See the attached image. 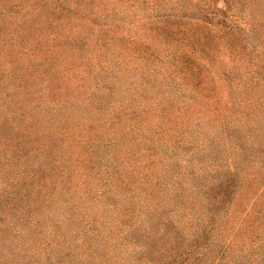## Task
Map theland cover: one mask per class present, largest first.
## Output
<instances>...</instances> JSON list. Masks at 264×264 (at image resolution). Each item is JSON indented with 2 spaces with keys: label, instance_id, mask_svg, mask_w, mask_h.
Returning <instances> with one entry per match:
<instances>
[{
  "label": "rangeland",
  "instance_id": "obj_1",
  "mask_svg": "<svg viewBox=\"0 0 264 264\" xmlns=\"http://www.w3.org/2000/svg\"><path fill=\"white\" fill-rule=\"evenodd\" d=\"M0 264H264V0H0Z\"/></svg>",
  "mask_w": 264,
  "mask_h": 264
},
{
  "label": "trees",
  "instance_id": "obj_2",
  "mask_svg": "<svg viewBox=\"0 0 264 264\" xmlns=\"http://www.w3.org/2000/svg\"><path fill=\"white\" fill-rule=\"evenodd\" d=\"M127 209L131 210V211H129V213H131L132 215L135 214V211L133 209H130V207H127ZM129 213H128V216L130 217Z\"/></svg>",
  "mask_w": 264,
  "mask_h": 264
}]
</instances>
